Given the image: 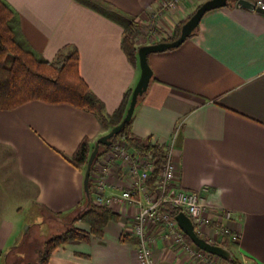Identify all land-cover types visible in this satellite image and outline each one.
Here are the masks:
<instances>
[{
    "label": "crops",
    "instance_id": "obj_1",
    "mask_svg": "<svg viewBox=\"0 0 264 264\" xmlns=\"http://www.w3.org/2000/svg\"><path fill=\"white\" fill-rule=\"evenodd\" d=\"M8 1L45 59L77 47L81 76L113 114L141 75L124 51V27L77 0ZM106 1L133 16L145 33L159 29L167 38L206 0H188L184 9L157 16L159 0ZM148 62L153 75L137 103L132 134L164 147L175 136L178 185L199 193L209 221L200 234L215 243L214 228L238 232V257L264 264V13L234 1L209 10L195 34L176 48L149 54ZM111 129L95 113L68 103L36 99L0 109V178L33 188L34 203L58 217L85 208V172L58 151L73 155L85 139L94 147ZM128 181L114 163L107 192H121ZM118 209L102 235L59 246L50 264H138L132 233L138 208L123 203ZM74 226L90 231L84 222ZM12 232L0 221V264ZM153 257L155 264H204L164 234Z\"/></svg>",
    "mask_w": 264,
    "mask_h": 264
},
{
    "label": "trees",
    "instance_id": "obj_2",
    "mask_svg": "<svg viewBox=\"0 0 264 264\" xmlns=\"http://www.w3.org/2000/svg\"><path fill=\"white\" fill-rule=\"evenodd\" d=\"M77 1L107 15L124 27L125 33L122 41L124 51L130 62L139 66V47L136 45L135 38L142 32V29L135 18L106 0ZM185 21L177 26L173 37H167L163 41H172L178 38ZM197 29L198 27L189 37L195 34ZM79 61L77 47L69 45L59 50L55 60L45 59L25 37L18 10L8 0H0V109H14L36 99L48 103H68L95 113L104 126L113 128L118 125L127 112L133 89L125 93L120 107L113 114L106 113L104 102L91 90L81 76ZM131 123L132 120L127 122L121 132L112 138V145L101 147L99 156L116 146L120 141L126 142L129 148L136 153L152 155L157 164L156 171L149 180V184L153 187L159 168L166 158L165 147L153 143L151 138L140 140L134 137L131 132ZM92 149L93 147L85 139L73 155L58 152L72 165L85 172ZM99 156L96 158L92 170ZM86 203H88L87 198ZM164 208L173 216L181 211L170 204L165 205ZM73 213L76 214L71 219L70 227L44 242L35 264H50V258L56 248L68 242L89 241L91 235H102L106 224L117 219L116 213L109 207L94 202L91 183L90 204L83 211L77 208L71 214ZM76 222L88 224L90 231L75 227ZM185 236L192 243L186 234ZM123 239L127 240L128 237L124 236ZM220 245L226 246L225 243ZM223 261L230 264H243L236 256L231 260L223 259Z\"/></svg>",
    "mask_w": 264,
    "mask_h": 264
},
{
    "label": "built area",
    "instance_id": "obj_3",
    "mask_svg": "<svg viewBox=\"0 0 264 264\" xmlns=\"http://www.w3.org/2000/svg\"><path fill=\"white\" fill-rule=\"evenodd\" d=\"M187 1L159 0L154 15L157 16L165 11L184 9ZM253 3L256 7L264 10V0H256ZM175 142L176 137L173 136L165 145L166 158L159 168L153 187L149 184V180L156 171L157 164L152 155L136 153L129 148L126 142L120 141L112 148V151L109 150L99 156L90 175L94 202L109 207L113 212H119L118 208L123 203H129L138 208L132 231L137 240L136 259L138 264H155L153 249L157 245L159 236L163 234L190 258L197 259L204 264H219L218 260L221 257L187 241L188 239L179 227L175 216L164 208L165 205L170 204L186 212L193 218L199 234L209 222L202 215L203 204L199 193L185 190L178 185V167L174 159ZM116 161L125 164V167L120 170L125 171L129 181L127 187L121 192L108 193L109 177ZM226 217H233V213L227 211ZM217 230L224 235L230 233L234 240L239 239L238 232L228 228Z\"/></svg>",
    "mask_w": 264,
    "mask_h": 264
},
{
    "label": "rangeland",
    "instance_id": "obj_4",
    "mask_svg": "<svg viewBox=\"0 0 264 264\" xmlns=\"http://www.w3.org/2000/svg\"><path fill=\"white\" fill-rule=\"evenodd\" d=\"M174 11H180V9ZM141 29L142 32L135 38L138 47L148 44L151 40L153 43H157L165 39L166 35L159 29L150 30L147 33H145V28L143 30L141 27ZM112 148L110 149L111 151ZM116 166L122 169L125 164L116 161ZM34 196L33 188H28L25 185L21 186L11 176L5 175L0 178V221L7 222L8 226H12L13 232L10 237V247L16 246L6 249L3 254L4 258L1 261L2 264H35L39 257V250L43 249L44 242L51 236L67 230L71 225V219L76 213L61 217L48 213L34 203ZM84 199L86 201V195ZM84 209L86 207L80 208V211ZM214 229L215 235L218 237V242H215V244L225 243L238 257L236 252L238 239L234 240L230 233L224 235L216 228ZM238 258L243 264H252L248 260ZM218 263L230 264L223 261L222 258L218 260Z\"/></svg>",
    "mask_w": 264,
    "mask_h": 264
},
{
    "label": "water",
    "instance_id": "obj_5",
    "mask_svg": "<svg viewBox=\"0 0 264 264\" xmlns=\"http://www.w3.org/2000/svg\"><path fill=\"white\" fill-rule=\"evenodd\" d=\"M231 1H235L238 6L245 7L250 10H257L264 13V10L256 7L255 4L250 0H206L203 2L195 12L188 18L182 25L180 30V35L178 38L172 41H159L157 43H150L142 45L138 48L139 65L141 69L140 78L133 88L130 103L127 112L118 125L114 126L108 133L100 136L96 141L92 152L89 156L86 171L84 174V192L88 203L85 204L87 207L90 204V175L92 167L95 163L96 158L101 152L102 146H110L113 144V137L118 135L121 130L125 127L127 122H130L133 118L137 103L139 99L148 90L153 71L148 62V56L154 52H163L169 49L176 48L180 46L186 39L194 32L198 27L203 15L212 9L226 7ZM178 225L181 230L190 238V240L199 248L217 255L224 260H231L234 258V253L226 246L215 244L204 238L196 230V225L193 218L184 211H180L176 216Z\"/></svg>",
    "mask_w": 264,
    "mask_h": 264
}]
</instances>
